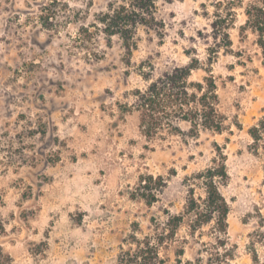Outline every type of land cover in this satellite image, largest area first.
<instances>
[{"label": "rangeland", "instance_id": "1", "mask_svg": "<svg viewBox=\"0 0 264 264\" xmlns=\"http://www.w3.org/2000/svg\"><path fill=\"white\" fill-rule=\"evenodd\" d=\"M112 1L0 0V245L12 264H119L135 238L156 239L182 215L160 255L217 264L224 246L213 221L192 230L185 180L217 159L228 174L220 191L230 263L251 264L264 152L247 129L264 114V60L255 34L239 26L257 0L234 6L228 46L214 37L213 3L158 0L162 27L139 25L131 54L99 21ZM191 58L199 61L192 80L215 79L223 131L147 140L138 113L119 110L145 83L141 63L160 70ZM203 195L197 183L194 196Z\"/></svg>", "mask_w": 264, "mask_h": 264}, {"label": "trees", "instance_id": "2", "mask_svg": "<svg viewBox=\"0 0 264 264\" xmlns=\"http://www.w3.org/2000/svg\"><path fill=\"white\" fill-rule=\"evenodd\" d=\"M158 0H113L108 10L101 14L99 21L104 33L108 36H118L127 54H131L136 46V29L139 25L158 29L162 27L161 20L156 16V2ZM213 3L214 18L210 25L214 37L225 40L227 46L231 44L228 26L234 19V6L240 5L239 0H204ZM246 19L239 26L241 33L250 30L255 34V42L264 60V0H257L244 9ZM171 64L158 70L152 63H141V76L145 81L142 87L131 90V100L119 104L122 113L135 111L139 115L141 134L149 141L166 139L167 136L187 134L195 137L200 131L222 132L225 126V115L219 110L217 85L212 74L202 80H192L191 75L199 68V61L191 58L187 63L170 61ZM129 94V93H128ZM186 125V128L183 127ZM247 132L252 139L251 147L254 151L261 148L264 152V114L251 125ZM264 175V165H263ZM228 178L223 160H213L209 166L195 175L186 177L190 197L187 213L193 214L191 228L196 230L211 221L213 230L220 246L224 250L216 251L218 263L231 264L232 253L227 246V215L229 205L220 191V185ZM152 179V177H150ZM144 181V180H143ZM141 180V182H143ZM201 184L203 196H194V187ZM264 185V178H263ZM183 216H170L167 227L160 232L156 239L145 237L143 240L135 238V246L130 247L120 255L119 264H167L165 257L160 255V248L177 230ZM4 232V225L0 219V234ZM264 248V203L255 207L253 227L249 233L248 249L251 264H264L257 246ZM183 250L179 251V256ZM177 263L181 264L178 258ZM0 264H12V258L0 245Z\"/></svg>", "mask_w": 264, "mask_h": 264}]
</instances>
